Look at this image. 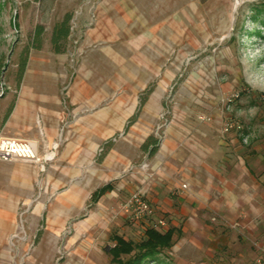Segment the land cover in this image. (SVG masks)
I'll return each mask as SVG.
<instances>
[{
  "label": "rangeland",
  "instance_id": "374dc122",
  "mask_svg": "<svg viewBox=\"0 0 264 264\" xmlns=\"http://www.w3.org/2000/svg\"><path fill=\"white\" fill-rule=\"evenodd\" d=\"M123 1L134 20H144L151 28L147 48L159 49L164 67L175 71L160 110L148 124L149 135L159 138L160 146L174 125L184 133H201L202 141L206 132L214 135L215 143L227 138L230 145L223 147L240 148L236 155H242L255 174H264V0ZM104 2L0 0V137H17L5 130V123L18 95L25 50L36 43L37 26L44 27L42 45L51 43L55 25L71 12L74 45L82 35L77 20H89L91 25L108 15L110 5ZM124 92L115 93L123 102ZM102 107L114 111L121 121L109 122L115 132L98 147V160L117 143L121 151L132 154L140 138L134 143L123 140L132 118L143 110L138 106L133 112L128 105ZM131 112L124 122L122 118ZM227 123L234 125L229 132H225ZM61 135L62 131L49 146L44 141L38 145L39 161L0 158V264H113L107 248L114 245V234L139 242L148 227L164 230L172 225L170 217L156 214L143 188L161 169L142 150L144 142L141 156L127 164L98 165L95 157L90 168H68L60 159L65 141ZM96 174L103 180H94ZM103 182L117 186L114 197L120 202L102 205L101 199H92ZM138 190L152 212L134 220L126 204ZM259 220L261 236L247 239L252 248L243 262L235 264H251L253 254L263 247L264 219ZM221 233H226L225 238L230 235ZM178 236L171 248L159 254V261L149 264H230V259H220V252L230 253L221 242L217 243L219 259H205L206 252L194 246L196 240L182 241Z\"/></svg>",
  "mask_w": 264,
  "mask_h": 264
},
{
  "label": "crops",
  "instance_id": "0c3cea01",
  "mask_svg": "<svg viewBox=\"0 0 264 264\" xmlns=\"http://www.w3.org/2000/svg\"><path fill=\"white\" fill-rule=\"evenodd\" d=\"M104 3L110 5L109 14L91 25L89 20H77L81 38L71 44V30L64 52H55L50 42L31 48L5 123L10 135L29 138L37 145L44 141L49 146L62 131L65 141L60 159L68 168H90L95 157L98 165L117 167L141 156V144L151 132L148 124L160 110L175 76L174 70L162 64L160 50L147 48L152 35L145 21L134 20L123 0ZM103 8L105 12V4ZM148 89L151 91L146 94ZM120 90L125 91V102L115 95ZM144 97L139 107L144 115L136 116L123 140L134 143L140 138L130 152L133 155L121 151L117 143L98 160V147L115 132L109 122L121 121L114 111L102 106L128 105L134 112ZM131 115L122 120L126 122ZM200 134L171 126L150 157L151 164L161 169L143 188L156 214L171 218L172 225L164 230L174 227L180 240H196L194 246L206 252L205 259H219L217 243L221 242L230 253L220 252V259L241 263L252 248L248 240L262 234L258 225L259 219H264V174H255L243 156L236 155L240 148L223 147L230 145L227 138L215 143L212 133L204 134L206 141ZM102 177L96 174L94 180ZM109 183L103 182V186ZM111 185L112 189L99 198L102 205L120 202L114 197L117 186ZM217 230L230 235L225 238L226 233L217 234Z\"/></svg>",
  "mask_w": 264,
  "mask_h": 264
},
{
  "label": "trees",
  "instance_id": "16d2710c",
  "mask_svg": "<svg viewBox=\"0 0 264 264\" xmlns=\"http://www.w3.org/2000/svg\"><path fill=\"white\" fill-rule=\"evenodd\" d=\"M262 10H259V12ZM73 14L68 12L65 14L64 18L55 25L52 35L51 43L52 48L55 52H64L66 49L68 38L71 34V19ZM44 27L42 25L37 26L35 33V40L31 46L27 47L25 54L22 58L21 68L19 71L18 85L22 81V77L29 59V52L31 48L42 47L41 35L43 33ZM0 82H1V71H0ZM151 89H148L146 94L149 93ZM145 97L142 99L140 107L144 104ZM14 106L12 103L7 117L10 115ZM135 117L132 118L134 121ZM159 138L154 134H151L142 144V150L145 151L149 156H153L159 148ZM112 185L106 184L92 194V199L98 201L99 198L112 189ZM177 230L174 227H170L167 230H160L155 226L148 227L145 232V237L136 242L131 239H127L124 236L116 233L113 235L114 245L107 248V252L111 256V262L113 264H149L151 262L159 261V254L167 249L171 248L175 244V234Z\"/></svg>",
  "mask_w": 264,
  "mask_h": 264
},
{
  "label": "built area",
  "instance_id": "2783aa9c",
  "mask_svg": "<svg viewBox=\"0 0 264 264\" xmlns=\"http://www.w3.org/2000/svg\"><path fill=\"white\" fill-rule=\"evenodd\" d=\"M232 100L233 99H231V101ZM233 127L234 125L227 123L225 132H229ZM13 157L32 161H39L42 159L39 157L38 145L36 141L12 136L0 137V158L9 159ZM183 187L186 188L187 184H183ZM126 209L127 211L132 210L131 217L134 220H141L152 212L147 199L140 190L132 193L129 202L126 204ZM160 223L162 225L165 224L164 221H160ZM251 264H264V247L260 248L258 255Z\"/></svg>",
  "mask_w": 264,
  "mask_h": 264
}]
</instances>
